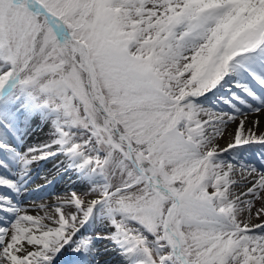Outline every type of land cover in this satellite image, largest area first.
I'll return each instance as SVG.
<instances>
[{
  "label": "snow or ice",
  "instance_id": "snow-or-ice-1",
  "mask_svg": "<svg viewBox=\"0 0 264 264\" xmlns=\"http://www.w3.org/2000/svg\"><path fill=\"white\" fill-rule=\"evenodd\" d=\"M261 115L264 0H0V264H264Z\"/></svg>",
  "mask_w": 264,
  "mask_h": 264
},
{
  "label": "bare ground",
  "instance_id": "bare-ground-1",
  "mask_svg": "<svg viewBox=\"0 0 264 264\" xmlns=\"http://www.w3.org/2000/svg\"><path fill=\"white\" fill-rule=\"evenodd\" d=\"M261 130H264V115L260 117V125ZM45 131V132H43ZM48 131L47 126L38 127L35 129L33 134L35 136L33 141L39 143L40 139L46 137V133ZM45 139V138H44ZM42 141V140H41ZM31 142V143H32ZM225 141H221L223 144ZM27 182L32 181L29 183L30 185L26 186V190L24 193L28 195L30 193L31 196H39L40 201L36 203H46L51 202L53 195L50 194H57L59 192L65 191L70 185L69 183V176L66 173H59L57 174V169L53 167V162H45L41 161L38 165L34 166L33 171L28 174V177H25ZM74 179V177H73ZM46 180L51 181V183H46ZM33 201H23V205H32ZM29 214L35 215L39 211L38 208L25 207ZM97 251L101 254H97V262L98 264H107L106 261H109V264H124L122 256L119 254L118 251L113 250L111 246H109L106 242L102 241V244L97 249ZM105 252V253H103Z\"/></svg>",
  "mask_w": 264,
  "mask_h": 264
},
{
  "label": "rangeland",
  "instance_id": "rangeland-1",
  "mask_svg": "<svg viewBox=\"0 0 264 264\" xmlns=\"http://www.w3.org/2000/svg\"><path fill=\"white\" fill-rule=\"evenodd\" d=\"M36 128H38V127H36L35 125H33V127L27 132V134H28V136H26V139H27V141H28V143H31L32 141H33V138L34 137H32V136H35L34 134H33V132L35 131V129ZM48 128V127H47ZM43 132H45V131H43ZM44 138H45V136H44ZM44 138L42 139H40L39 141H41V140H44ZM32 143H37L36 141H34V142H32ZM70 187V186H69ZM68 187V188H69ZM40 200V199H39ZM97 230H99V228H97Z\"/></svg>",
  "mask_w": 264,
  "mask_h": 264
}]
</instances>
